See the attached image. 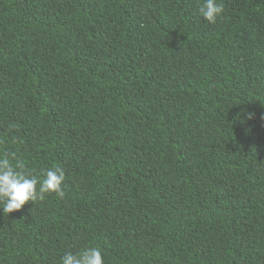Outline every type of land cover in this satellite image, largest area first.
<instances>
[{
  "label": "trees",
  "instance_id": "16d2710c",
  "mask_svg": "<svg viewBox=\"0 0 264 264\" xmlns=\"http://www.w3.org/2000/svg\"><path fill=\"white\" fill-rule=\"evenodd\" d=\"M206 2L0 0V159L66 175L0 264H264V0Z\"/></svg>",
  "mask_w": 264,
  "mask_h": 264
},
{
  "label": "clouds",
  "instance_id": "9594fccd",
  "mask_svg": "<svg viewBox=\"0 0 264 264\" xmlns=\"http://www.w3.org/2000/svg\"><path fill=\"white\" fill-rule=\"evenodd\" d=\"M223 12V5H217L216 0H207L200 8V15L210 24H215ZM9 131L19 129L13 125ZM42 175L43 179L37 177L15 153L0 159V202L4 204V216L22 211L29 203L43 202L51 194L61 200L66 198L63 190L66 175L62 169L48 170ZM62 264H104V260L99 249L90 248L75 255L68 253Z\"/></svg>",
  "mask_w": 264,
  "mask_h": 264
}]
</instances>
